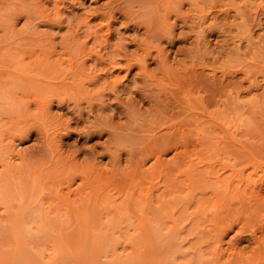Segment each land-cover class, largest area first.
<instances>
[{
  "label": "rangeland",
  "instance_id": "374dc122",
  "mask_svg": "<svg viewBox=\"0 0 264 264\" xmlns=\"http://www.w3.org/2000/svg\"><path fill=\"white\" fill-rule=\"evenodd\" d=\"M0 264H264V0H0Z\"/></svg>",
  "mask_w": 264,
  "mask_h": 264
},
{
  "label": "bare ground",
  "instance_id": "6f19581e",
  "mask_svg": "<svg viewBox=\"0 0 264 264\" xmlns=\"http://www.w3.org/2000/svg\"><path fill=\"white\" fill-rule=\"evenodd\" d=\"M240 40V39H239ZM10 155H7V157H9V158H12V156H13V153L11 154V153H9ZM18 214H19V212H18ZM16 219V220H15ZM22 221H20L19 220V217H18V215H14V217H13V219L11 220V222H10V226L12 227V229H15V228H18L19 226H21L22 227ZM21 227H20V229H21ZM42 230H44V226H41L40 227V229L38 230V231H42Z\"/></svg>",
  "mask_w": 264,
  "mask_h": 264
}]
</instances>
